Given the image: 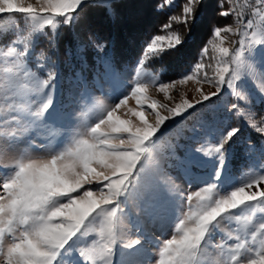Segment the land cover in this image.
Masks as SVG:
<instances>
[{
	"label": "snow or ice",
	"instance_id": "6c2138e0",
	"mask_svg": "<svg viewBox=\"0 0 264 264\" xmlns=\"http://www.w3.org/2000/svg\"><path fill=\"white\" fill-rule=\"evenodd\" d=\"M84 2L37 0L39 7H34L30 3L25 6L24 0H0V14L28 15L29 31L22 38L26 50L32 34L40 32L44 26H51L53 37L49 42L55 47L58 24L70 25L77 18V10ZM92 3L97 7H109L107 0H92ZM256 3L261 7L255 8L253 15L259 17V22L254 24L252 19H248L246 25H242L243 15L236 12L235 28L230 25L213 28L215 39L209 43L212 50L218 53L215 75L209 77L205 73L203 80L209 84L215 83L216 92L207 95L201 93V100L196 101V104L217 96L226 83L239 99L250 103L246 91L244 95L235 91L234 81H242L241 73L252 64L264 65V0H256ZM202 4L203 0H186L181 8L182 18L173 16L170 20L193 26L197 23ZM160 7H164V4ZM220 8L218 15L226 17L232 14L231 10L223 8V4ZM171 26V23L165 24L162 30L170 29ZM242 26L254 29L247 47ZM224 33L239 35L240 47L231 51L224 47ZM183 42L184 38L175 32H169L168 36L155 35L147 43L145 51L155 57L156 54L178 48ZM95 47L102 50L104 46L97 44ZM207 50L205 46L202 55ZM24 57L25 52H18L11 67L0 69V98L8 104L3 110L4 114L0 115V127L15 125L10 133L0 131V155L25 141L29 146H35L37 137L44 129H47V155L33 158L26 151L16 160L11 174L0 178V264H114L113 246L122 239L120 221L123 218L130 219L126 211L129 205L138 213L134 226L138 235L142 234L139 216L163 225L173 218V206H181V190L175 178L165 172V167L175 168L189 184L206 182L200 175L207 166L201 159V149L185 148L179 143L170 144L169 151L162 157L156 150L158 133L166 121L181 116L194 104L185 99L175 108L164 105L169 114L164 116L156 111L154 124L144 119L142 111L135 109L128 111L139 119V124L115 116L117 109L129 99V95L124 94L128 87H131V97L136 99L141 108L148 104L156 110L158 102L152 100L148 103L151 98L145 93L149 85L136 82L131 86L120 73L113 70L111 58L105 56L102 58L106 69L105 79L111 89L108 95L112 99L120 95L123 98L114 107H105L96 102L89 108L85 104L86 111L83 114L96 113V121L89 124L85 119L82 130L73 134L69 143L57 151L52 141L61 135L62 129L63 136L68 135L63 121L69 118L63 108H58L55 103L57 73L49 71L48 79L41 80L27 70ZM47 59L43 53L38 55L36 67L42 70ZM143 64L141 59L138 65ZM204 68L203 63L195 65L196 73ZM135 70L138 73L139 66ZM194 79L200 82L195 74H189L180 83ZM239 86L241 89L244 87L242 82ZM169 87L165 83L159 84L160 91ZM260 91L261 99L264 100V85ZM77 96L78 99L69 93V99L76 104L88 98L87 93ZM232 108L237 109L238 105L233 104ZM250 119L254 121L255 114ZM256 130L264 133V127ZM239 132V127L220 131L219 146L214 151L203 152L205 157L217 156L215 182L207 183L200 191L188 195V210L175 225L176 233L170 239L163 240L157 264H204L207 256L211 255L206 253V249L221 221L226 217L232 218L235 211L245 206L250 211L258 209L264 213V188L259 187L264 183V175H253L230 191L225 192L220 186L222 178L229 180V177L224 176L228 159L226 145ZM177 148L182 149V156L176 154ZM253 186H257L255 191H246ZM93 187L97 190L93 191ZM193 196L194 205L191 203ZM234 218L242 223L245 234L250 233L252 245L249 246L240 236H237L238 242L227 249L217 245L219 258L214 264H240L238 257L242 251L249 254L246 264H264V222L255 224L251 216L241 218L237 215ZM261 219L264 220V217ZM95 221H99V224L91 232L99 237V242L77 250L78 244H86L91 239L86 229ZM141 244L140 239L129 240L126 247L135 254L140 251L138 246Z\"/></svg>",
	"mask_w": 264,
	"mask_h": 264
},
{
	"label": "rangeland",
	"instance_id": "374dc122",
	"mask_svg": "<svg viewBox=\"0 0 264 264\" xmlns=\"http://www.w3.org/2000/svg\"><path fill=\"white\" fill-rule=\"evenodd\" d=\"M114 0H107L108 5L112 4ZM88 2H92V0H85L83 5L79 9H84ZM25 6L27 4H32L34 7H39L37 0H24ZM229 7L227 10L232 11V19L229 20L226 25H230L233 28L236 27V21L234 20V16L236 12H240L243 15L242 25H246L248 19H252L254 24L259 22V17L253 15V11L255 8H260L261 5L256 3V0H228ZM78 9V10H79ZM77 10V11H78ZM18 14H20L22 20L18 18ZM60 24H58L57 28ZM0 28L5 29L8 28L13 32L14 37L10 41H14L13 43H9L8 40L5 45H0V69L11 67L12 62L16 59V53L25 52L24 57V65L28 71L35 73L41 80L48 79V75H40L37 69L33 66V62L30 60L34 54V47L37 43V39L41 38L43 40L49 34H53L51 26H44V28L38 32L32 34V39L29 41V48L26 50L24 47L23 36L28 34L29 31V18L27 14L24 13H13V14H0ZM57 30V29H56ZM242 31L246 33L245 36V47H247L248 41L252 38V33L254 29H248L242 26ZM225 36L223 46L228 47L230 51L234 48L240 47V36L237 34H222ZM41 36V37H40ZM168 36V35H163ZM166 44V42H165ZM14 49V51H12ZM146 49V47H145ZM144 49L145 55H141L134 64L124 63L121 68H117V66L112 65L113 70L120 73L131 86H134L136 82L147 83L149 85L146 96L150 97L148 103H151L152 100L158 102L156 110L151 109L148 104H145L142 108L138 106L135 98L131 97V87H128L125 91V95H129V99L127 100L125 105H121L119 109L115 112V116L120 117L121 119H131L133 122L139 124L140 121L137 117L131 115L129 113V109H135L136 111H142L144 113V119L149 123L154 124L156 120L155 112L159 111L161 115L167 116L169 113L164 105L167 108H175L177 104H182L186 99L189 102L194 104L192 109H189L187 112L182 114L179 117L171 121H166L165 126L162 127L161 131L158 133V139L156 143V150L160 157H162L165 153L164 150L166 147H169L170 144H173L178 136V131L180 130V125L183 122V119L187 118L193 110L201 108L202 105H205L206 108L215 107L216 109H225L232 108L233 104L238 105L237 109H233L237 115L240 117L239 121L242 124H247V126H253L256 129L260 127H264V119L258 118L255 116V120L250 119V116L254 114L253 105L254 100L261 99V86L264 85V65H256L252 64L245 72L241 73L242 81L236 80L235 91L241 92V95L245 94V91L250 99V103L245 101L244 99H239L235 94L233 88H229L227 83L222 86L221 92L217 94L219 97H223V100L220 103L213 102L212 98H216L217 96L210 97L208 101H202L199 104H196V101L201 100V93L207 95L209 93L216 92L215 83L209 84L203 80V78L199 77V73H196V70H189L177 77H165L164 73L161 70L149 69L145 67V63L143 65H138V62L146 56L147 53ZM218 53L214 52L212 63L213 68L210 69L209 77L215 75L214 69L217 64ZM145 62V61H144ZM139 66L140 71L136 72V67ZM43 69H48L46 66ZM201 76L206 73L205 68ZM47 74V73H46ZM195 74L197 79L200 80L199 83L194 80H188L184 83H180L181 79L185 75ZM208 74V73H207ZM106 69L103 73L95 74L91 77H86L84 74L80 75L76 78L73 76L65 79V83H61V81L56 78V89H55V103L58 108H63V111L68 114L69 118L63 121L66 126V130L68 132L67 136H63V129L61 130V135L57 137L56 140L52 141V146L59 151L62 147H64L72 138V135L77 131L82 130V125L85 122V119L90 123L96 121V113H90L85 116L86 109L84 107L85 104L91 108V106L98 102L99 104L105 107H114L116 103H119V100L123 98V95H120L114 99L109 97V93L111 91L109 83L105 79ZM243 83V89L239 86ZM165 83L170 85L168 89L165 91L159 90V84ZM103 89V91H101ZM199 89V91H197ZM69 93H72L74 97L79 98L77 94L87 93L88 98L81 101L79 104L73 103L69 99ZM34 98V97H33ZM9 101L8 103H10ZM8 104L4 101L3 98H0V115H3V110L6 109ZM35 107V106H34ZM239 113V114H238ZM216 112H213L215 115ZM219 118L217 114L214 116L215 118ZM211 121H207L208 125H204L199 127L197 125L191 124L192 128L191 138H193V142L186 145L185 148L201 149V159L204 160L207 165L200 175L205 178L206 182H193L189 184L185 182L181 177L180 173L176 169H169L165 167V172L168 173L171 177L175 178V183L179 186L182 196V204L180 207H174V215L169 223L166 224H158L147 221L143 218V216H139V224L142 225V234L138 235L135 231V225L138 220L137 210L129 205L126 208V211L129 213V218H123L120 221L119 229L121 231L122 239L118 240L117 243L113 246V260L114 264H157L159 259V247L162 245L164 239H170L171 235L175 234L177 229L175 225L179 222V219L184 218L183 213L188 210L189 201L187 200L188 195L194 194L195 192L200 191L201 188L206 187L207 183L215 182L214 171L217 167V156L213 155L210 157H205L203 152L214 151V149L219 146L218 141V133L220 131H227L231 127L237 126H229L228 128L219 129L216 128L212 124V128H210L209 123ZM189 124V123H188ZM14 124H9L6 127H0V131L5 134L12 132ZM200 134H204L203 137H200ZM264 134V133H263ZM35 135V134H33ZM177 141V140H176ZM47 129L41 131L39 137H37V142L35 146H29L27 142H22L17 145L10 152L0 155V178H3L6 175L11 174V170L13 169L15 162L19 159L26 151L33 158H40L47 155L45 151V146L47 145ZM264 149V147H263ZM177 154V153H176ZM178 155V154H177ZM182 156V155H181ZM205 170V171H204ZM253 175H264V160L257 161V163L249 168H245L241 173L232 174L228 173L227 168H224V176L229 177L228 181H225L223 178L221 179V188L224 191H230L232 187L241 186L244 182H246ZM163 179V177H162ZM257 186H253L252 189H246V191H255ZM259 187L264 188V183H261ZM97 189L93 187V191ZM2 191V189H0ZM193 205L195 204V196H193V201L191 202ZM240 216L241 218L246 216H251L253 223L259 224L260 222H264L261 217H264V213H260L258 209L255 211H250L247 206L235 211L232 214V218L226 217L223 221H221L218 226V231H216L211 239L210 246L206 249V253H211L204 260V264H214L215 260L219 258V249L216 247L217 245H222L225 249L229 246L237 243V236L244 238L249 246L252 245V237L250 233L245 234L243 232L242 223L237 222L235 220V216ZM99 221H95L89 224L86 232L89 233L91 239H88L86 244L81 243L78 244L77 250L79 248L85 247L87 245H92L94 242H99V237L91 232L93 227L98 226ZM259 238V233H258ZM140 239L142 244L138 246L140 251L138 253H130L129 249L126 247V243L129 240ZM249 254L246 251H242L241 256L238 257L240 260V264H246V260L248 259Z\"/></svg>",
	"mask_w": 264,
	"mask_h": 264
},
{
	"label": "trees",
	"instance_id": "16d2710c",
	"mask_svg": "<svg viewBox=\"0 0 264 264\" xmlns=\"http://www.w3.org/2000/svg\"><path fill=\"white\" fill-rule=\"evenodd\" d=\"M185 2L186 0H114L107 8L93 6L92 2H88L84 9L77 11V18L70 25H59L55 32V47L49 42L53 34L43 40L37 39V43L33 45L34 54L30 58L34 63L32 67L40 75H48L49 71L56 72L61 83H65L67 78L83 74L89 78L105 71L103 57H110L111 64L117 68H121L124 63L134 64L141 55H145L144 49L151 42V37L175 32L184 38L183 44L174 50L156 54L155 57L151 53L147 54L144 56L145 67L161 70L165 77L173 78L195 70V65L200 62L205 65L207 75H210L214 51L209 41L215 39L212 34L214 27H221L232 19V14L226 17L218 15L221 4L225 10L228 9V0H203L197 23L193 26L170 20L173 16L182 18L181 8ZM162 4L164 7H160ZM18 18L22 20L20 14ZM168 23H171V28L162 30V26ZM14 35L8 28H0V45H5ZM97 44L103 45V49L98 50L95 47ZM205 46L208 50L202 55ZM41 53L48 58L45 65L48 69L36 67V57ZM202 73L200 70L201 78L204 77L201 76ZM212 99L213 102L220 103L223 97ZM253 107L255 116L264 118V100H254ZM214 109L216 108L202 105L193 110L183 119L177 141L173 144L179 143L186 147L189 143H195L191 138L190 125L202 127L208 125L207 121H211L210 128L212 124L219 129L230 125L240 128L239 134L226 145L228 159L225 167L228 173H241L243 169L254 166L257 161L264 160V134L253 126L242 124L232 108ZM213 112L219 118L213 120L216 115ZM200 135L203 137L204 134ZM168 151L169 147H166L164 153ZM176 153L183 155L180 148L176 149Z\"/></svg>",
	"mask_w": 264,
	"mask_h": 264
}]
</instances>
